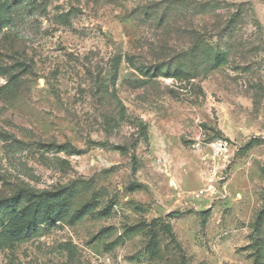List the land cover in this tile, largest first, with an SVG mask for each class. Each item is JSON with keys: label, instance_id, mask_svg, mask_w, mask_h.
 <instances>
[{"label": "rangeland", "instance_id": "obj_1", "mask_svg": "<svg viewBox=\"0 0 264 264\" xmlns=\"http://www.w3.org/2000/svg\"><path fill=\"white\" fill-rule=\"evenodd\" d=\"M1 204L0 264H264V0H0Z\"/></svg>", "mask_w": 264, "mask_h": 264}, {"label": "trees", "instance_id": "obj_2", "mask_svg": "<svg viewBox=\"0 0 264 264\" xmlns=\"http://www.w3.org/2000/svg\"><path fill=\"white\" fill-rule=\"evenodd\" d=\"M142 125V124H141ZM144 130L146 131V128L144 127ZM145 131H141L142 133H143V135H145L146 136V134H145ZM0 209H2L4 212H6V211H10L12 208H7L6 206H3L2 207V204L0 205ZM1 211V210H0ZM84 215V211H82V210H80V211H77L76 213H75V217L77 218V219H79V218H81L82 216Z\"/></svg>", "mask_w": 264, "mask_h": 264}, {"label": "built area", "instance_id": "obj_3", "mask_svg": "<svg viewBox=\"0 0 264 264\" xmlns=\"http://www.w3.org/2000/svg\"><path fill=\"white\" fill-rule=\"evenodd\" d=\"M226 149V146L223 144H217L216 147V155L219 156L220 154H222V152Z\"/></svg>", "mask_w": 264, "mask_h": 264}, {"label": "water", "instance_id": "obj_4", "mask_svg": "<svg viewBox=\"0 0 264 264\" xmlns=\"http://www.w3.org/2000/svg\"><path fill=\"white\" fill-rule=\"evenodd\" d=\"M112 43L114 44V41H112Z\"/></svg>", "mask_w": 264, "mask_h": 264}]
</instances>
